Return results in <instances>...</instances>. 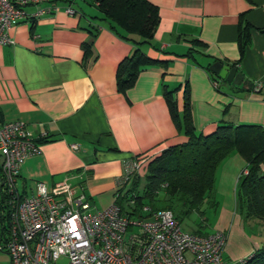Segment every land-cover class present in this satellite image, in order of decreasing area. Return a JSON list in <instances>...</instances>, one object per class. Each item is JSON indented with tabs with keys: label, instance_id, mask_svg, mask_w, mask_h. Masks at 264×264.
<instances>
[{
	"label": "crops",
	"instance_id": "crops-1",
	"mask_svg": "<svg viewBox=\"0 0 264 264\" xmlns=\"http://www.w3.org/2000/svg\"><path fill=\"white\" fill-rule=\"evenodd\" d=\"M149 1L157 6L159 21L153 36L140 46L161 63L144 66L125 91L117 88L116 68L134 43L109 28L89 0L29 4L28 12L56 8L12 23L14 41L0 44V117L23 120L41 144L20 165L22 187L66 178L94 206L112 202L125 157L152 159L187 139L172 119L164 84L174 88L179 111L187 84L194 124L202 133L224 122L264 127V0ZM68 5L75 13L64 10ZM240 18L251 26L242 54ZM89 40L92 54L84 63L82 44ZM217 60L236 67L241 80L229 82L211 71L209 65ZM72 142L78 146L72 148ZM245 166L235 151L216 170L218 217L211 231H226L228 260L248 255L264 241L259 229L253 238L248 236L235 210L237 181ZM260 172L264 174V162Z\"/></svg>",
	"mask_w": 264,
	"mask_h": 264
},
{
	"label": "built area",
	"instance_id": "built-area-1",
	"mask_svg": "<svg viewBox=\"0 0 264 264\" xmlns=\"http://www.w3.org/2000/svg\"><path fill=\"white\" fill-rule=\"evenodd\" d=\"M42 1L0 0V44L14 41L9 29L19 18L56 8L26 11L25 6ZM64 10L75 13L69 5ZM40 146L23 120L0 117V182L6 217L0 247L10 264H60L61 258L63 264H244L247 255L224 258L225 230L186 229L169 208L153 209L144 203V215L133 216L122 211L116 192L112 202L96 207L66 178L51 185L36 180L32 187H19L21 163L38 153ZM70 146L76 148L78 143ZM149 160L140 154L125 160L119 186L143 174Z\"/></svg>",
	"mask_w": 264,
	"mask_h": 264
},
{
	"label": "trees",
	"instance_id": "trees-1",
	"mask_svg": "<svg viewBox=\"0 0 264 264\" xmlns=\"http://www.w3.org/2000/svg\"><path fill=\"white\" fill-rule=\"evenodd\" d=\"M89 1L97 6L102 14L99 18L109 28L134 43L131 53L124 56L116 68L117 88L125 91L134 84L144 66L161 63V60L147 55L140 46L153 36L159 21L158 8L149 0ZM250 27L248 22H242L240 18L237 40L241 54L250 39ZM82 47L85 63L92 54V40L83 42ZM211 75L214 78L212 72ZM163 86L172 119L187 139L164 148L160 154L150 159L142 184V176L138 175L116 190L115 201L122 211L133 216H142V205L148 203L153 209H171L180 221L192 212L203 217L204 207H214L216 210L218 203L214 190L216 170L226 157L236 151L245 159L247 169L238 177L236 210L246 225L252 221L253 228L264 230V174L260 172V164L264 162V127L254 123L224 122L213 131L202 133L194 124L187 84L181 111L178 110L173 96L174 88L169 89L165 84ZM47 138L46 135L38 140L44 141ZM137 155H129L125 160ZM130 199H133L132 203ZM3 200L4 193L0 182V240L6 228V217L2 212ZM192 231L209 232L200 228ZM244 264H264V241L247 255Z\"/></svg>",
	"mask_w": 264,
	"mask_h": 264
},
{
	"label": "rangeland",
	"instance_id": "rangeland-1",
	"mask_svg": "<svg viewBox=\"0 0 264 264\" xmlns=\"http://www.w3.org/2000/svg\"><path fill=\"white\" fill-rule=\"evenodd\" d=\"M143 175H144V173L140 175V176H142L140 184H142L144 182ZM17 184L20 187L21 183L18 180H17ZM204 208H205L204 209L205 212H204L203 217L199 213L192 212L189 215H187L186 217L181 219L182 226L186 229H189V230H195L197 228H200L203 231H211L214 228L215 223L217 222V217H218L217 212H215L214 207H208L207 206ZM235 210H236V206H235ZM231 219L233 222L234 214L232 215ZM251 222L252 221L248 222V225H246V230H247L246 232H247L249 237L253 238L254 237L253 232L255 230H257L258 228L257 229L253 228L254 223L252 224ZM200 223L202 225H200ZM1 225H2V218L0 219V234H1ZM256 226H257V224H256ZM262 232H264V230H262ZM1 243H2V241L0 240V246H1ZM236 243L238 244V241ZM232 246H234V245H232ZM224 258H226L225 255H224ZM64 262H65L64 258H61L59 261L60 264H63ZM0 264H10V257L8 255V253L5 251V249H2L1 247H0Z\"/></svg>",
	"mask_w": 264,
	"mask_h": 264
},
{
	"label": "water",
	"instance_id": "water-1",
	"mask_svg": "<svg viewBox=\"0 0 264 264\" xmlns=\"http://www.w3.org/2000/svg\"><path fill=\"white\" fill-rule=\"evenodd\" d=\"M209 69L226 81L238 83L241 80V73L236 70V67L225 64L219 60L212 62L209 65Z\"/></svg>",
	"mask_w": 264,
	"mask_h": 264
}]
</instances>
